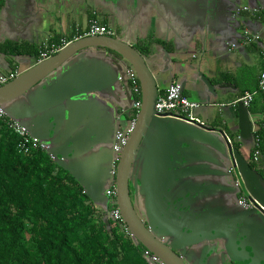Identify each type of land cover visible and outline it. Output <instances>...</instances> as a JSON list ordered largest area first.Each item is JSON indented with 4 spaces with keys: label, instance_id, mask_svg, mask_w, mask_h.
<instances>
[{
    "label": "water",
    "instance_id": "obj_1",
    "mask_svg": "<svg viewBox=\"0 0 264 264\" xmlns=\"http://www.w3.org/2000/svg\"><path fill=\"white\" fill-rule=\"evenodd\" d=\"M227 3L231 1L195 0V13L186 12L194 17L195 14L208 17L210 11ZM87 49L117 55L134 71L140 87L141 106L113 177L109 134L116 118L87 99L94 93L111 94L117 83H126L125 72L116 74L117 62L109 68L96 62L86 70L78 65L58 72L70 65L72 57ZM202 81L214 95L210 82L206 78ZM157 96L156 82L144 57L120 38L108 36L68 42L55 55L0 86V106L6 116L48 146L46 154L70 174L93 204L103 203L106 210L105 191L109 181L115 182V204L128 233L162 264H186V259L197 264H264V191L258 184L261 177L229 141L216 137L214 129L195 120L157 116L154 110ZM237 107L240 136L249 139L252 123L248 108L240 103ZM177 140L198 145L200 149L190 157H177L173 153ZM207 147L218 153L215 159L205 150ZM226 160L231 170L240 175L243 193L250 204L242 212L230 207L228 200L218 210L208 205L220 189L213 180L231 174L213 168L225 167ZM133 168L139 170L148 228L131 201ZM183 193H189L187 206L191 211L185 218L179 215L187 208L180 198ZM199 205L202 214L197 216L194 211ZM155 231L160 236L171 234L173 246L163 242ZM177 248L184 251L176 253Z\"/></svg>",
    "mask_w": 264,
    "mask_h": 264
},
{
    "label": "crops",
    "instance_id": "obj_2",
    "mask_svg": "<svg viewBox=\"0 0 264 264\" xmlns=\"http://www.w3.org/2000/svg\"><path fill=\"white\" fill-rule=\"evenodd\" d=\"M4 2L3 0L0 4V44L12 42L41 47L54 37H60V41L68 43L82 34L81 31L88 26L91 19L84 17L76 23L72 19H66L64 13L61 14L62 7L57 3L39 0L32 9L34 15L30 16L37 18L30 21L27 19L29 18L27 12L25 17H22V13L16 11L18 6L13 5L14 8L12 4ZM108 6L103 5L96 9L101 12H111L124 7L118 2L115 6L110 4ZM127 7L129 9L127 16L113 20L99 18L97 21L113 30L116 35L114 37L133 47L141 42H151V53L144 59L156 82L158 94L165 92L171 82L180 83L183 86V94L199 104L193 120L214 129L216 137L221 141H229L231 147L237 150L251 170L261 177L262 180L258 178V184L264 191L262 176L264 163L261 161L259 164H254L251 161L252 150L255 147L254 133L259 125L264 129V113L253 112L248 108L252 132L249 139H243L240 136L239 109L237 106H232L244 92L256 88L262 70L264 0L251 2L243 0L239 4L227 3V6L210 11L208 17L207 14L199 16L195 14V17L194 14L184 15L181 13L183 10L181 5L170 6L164 0H155L151 4L136 0L130 6L126 5ZM81 9L84 10L85 7ZM34 31H36L35 35L30 33ZM245 32L259 35V41L244 44ZM32 59L34 58L29 56L8 58L0 54V79L7 78L11 74L18 76L23 73L34 66L30 63ZM34 60L36 62V59ZM69 61L70 65L58 72L78 65H82L83 70H86L97 64L96 62L107 68L117 62L116 74L120 75L129 68L125 62L115 61L107 51L99 49L81 51ZM202 78L210 82L214 95L209 93ZM116 85L111 94H90L87 102L97 106L106 114L111 113L118 121L121 120L118 127L124 129L129 122L127 112L132 107V97L127 82H119ZM198 149H200L198 145L177 140L173 146V153L177 157L187 158ZM205 150H208V154L214 159L218 156L212 148L207 147ZM225 162L228 163L225 167L213 168L223 174H231L226 178L213 180V184L220 189L213 194L208 205L210 209L218 210L223 208V202L228 200L230 207L242 212L243 208L237 205V201L245 196L244 185L242 186L238 172L231 170L227 160ZM134 173L135 176L131 179V197L135 208L144 212V191L140 184L139 170L135 169ZM188 197L189 193L180 195L186 209H188ZM95 207L106 211L100 205ZM194 212L197 216L201 215L202 207L197 206Z\"/></svg>",
    "mask_w": 264,
    "mask_h": 264
},
{
    "label": "trees",
    "instance_id": "obj_3",
    "mask_svg": "<svg viewBox=\"0 0 264 264\" xmlns=\"http://www.w3.org/2000/svg\"><path fill=\"white\" fill-rule=\"evenodd\" d=\"M60 43V37L48 42ZM134 48L146 57L151 42ZM41 49L0 44V54L5 57L29 56L36 62ZM248 108L264 113V93L257 94ZM136 115L133 112L131 119ZM7 123V118H0V264H148L145 249L135 243L125 225L107 217L116 204L108 205L106 211L96 208L82 187L45 151L22 153L20 138ZM254 137L264 156L260 125Z\"/></svg>",
    "mask_w": 264,
    "mask_h": 264
},
{
    "label": "built area",
    "instance_id": "obj_4",
    "mask_svg": "<svg viewBox=\"0 0 264 264\" xmlns=\"http://www.w3.org/2000/svg\"><path fill=\"white\" fill-rule=\"evenodd\" d=\"M114 35L115 33L113 30L109 29L107 26H103L99 24V22L96 19H91L88 23V26L85 28L82 34L78 36V38L94 37V36L114 37ZM259 39L260 36L256 34L253 35L247 32L243 34L244 44L257 42L259 41ZM66 44H67L66 42L61 41V43L58 45L56 44L42 45V49L39 52L37 62L46 60L49 57L55 55ZM232 47H235V45H232ZM15 77L16 74H11L7 78L0 79V85L9 82ZM124 80L129 84L132 93L136 96H139V99L135 100L132 105L134 111L138 114L141 106L140 87L136 75L130 67L125 71ZM260 93H264V52L262 55V70L258 77L256 90H254L253 92H248V91L244 92L243 95L236 102L232 104V106H237V104L240 103L244 107L248 108L249 105L252 103L254 97ZM198 108H199V104L188 99L183 94L181 84L176 81L171 82V84L167 87L165 92L158 94L154 106V110L157 116L179 118L184 120H193L194 114ZM0 118H7L8 120L7 125L9 129L20 138L18 148L22 153L26 154L30 149H39L46 152L48 146L45 143L40 142L35 138H32L27 132V130L23 126H21L18 122L9 119L4 113L1 106H0ZM134 123L135 120H132L126 128L118 131L115 135V142L113 143V149L115 151L116 156L113 158V162H112V168H111L112 177H113V171H112L113 166H115V163L118 161L119 151L126 145L128 137L133 131ZM258 142L259 141L255 139V147L253 148V153L251 155V161L254 164H259L260 160L264 158V156L261 154L260 150L258 149ZM262 176L264 178V169ZM115 194L116 192H115L114 181L111 180L109 181V186L105 191V196L107 197L108 201L109 200L112 201V199H114L115 197ZM112 203L115 204L114 201ZM239 205L243 207H250L248 200L245 199H241ZM109 218L114 221L122 222L121 216L117 208L112 209ZM144 257L148 264H159L157 258L151 255L147 251H145Z\"/></svg>",
    "mask_w": 264,
    "mask_h": 264
},
{
    "label": "flooded vegetation",
    "instance_id": "obj_5",
    "mask_svg": "<svg viewBox=\"0 0 264 264\" xmlns=\"http://www.w3.org/2000/svg\"><path fill=\"white\" fill-rule=\"evenodd\" d=\"M3 1V0H2ZM2 1L0 0V4H2ZM5 2L4 3H6V4H12V6L14 5V6H18L17 7V9H16V11L18 12V13H23V12H29L28 13V15H30V16H33L34 15V12H32V9H33V7H35V5L37 4V2L39 1V0H4ZM45 1H48L49 3H57L58 4V6H60V7H62V12H61V14H63L64 13V15H65V18L66 19H72L73 20V18H81V19H83L84 17L85 18H90L91 17V19H99V18H109L110 20H113V19H118V18H122L123 16H127L128 14H129V12H127L129 9H128V7L126 8V5H128V6H130V5H132V2H134V1H136V0H45ZM138 1H143V2H145V3H149V4H151L153 1H155V0H138ZM164 1H166V3H168L170 6L172 5V6H177V4H179V5H181L182 7H183V10H182V14H184V15H190L188 12H190V13H195L194 11H196V5H194L193 3H195V0H164ZM225 2H229V1H231V2H234V3H237V4H239V3H241L243 0H224ZM250 2L251 1H255V0H249ZM121 3L124 7H122L120 10H112L111 12H107V11H98L96 8L97 7H99L100 6V8L104 5V6H107V7H109L108 5L110 4L111 6H115V4L116 3ZM13 6V7H14ZM85 7V9L84 10H82L81 8L82 7ZM75 7H76V9H75ZM188 7V8H187ZM15 8V7H14ZM186 10L188 11V12H186ZM63 15V16H64ZM29 16V17H30ZM90 19V20H91ZM89 20V21H90ZM85 30V29H84ZM84 30H82L81 32H83ZM80 34V33H79ZM114 36H116V35H114ZM109 53V55H111V56H113L114 58H115V60H118V61H120L119 60V57L117 56V55H115V54H113V53H111V52H108ZM127 88H128V90L131 92V97H132V105H133V102L135 101V98H134V94L132 93V91H131V88H130V86H129V84L127 83ZM133 112H135L134 111V109H133V106L131 107V108H129V110H128V112H127V114L129 115V122H128V125H129V123L132 121V120H135L136 119V117L134 118V119H131V116H132V114H133ZM137 116V115H136ZM122 122H123V120H122ZM119 124H121V120H117L116 119V123L114 124V126L112 127V129H113V131L111 132V134H109V138H110V140H111V150H112V152H113V158L116 156L115 155V151H114V149H113V143L115 142V135H116V133L118 132V131H120V130H122V129H120L118 126H119ZM127 125V126H128ZM131 135V134H130ZM130 135H129V137H130ZM129 137H128V140H129ZM128 140H127V142H128ZM127 144V143H126ZM125 147V146H124ZM123 147V148H124ZM123 148L119 151V154L118 155H120L121 154V152H122V150H123ZM119 159V158H118ZM118 162V161H117ZM117 162L115 163V166H113V175H115V173H116V164H117ZM134 168H133V170H132V174H131V178H133L135 175V173H134ZM231 178H233L232 176H231ZM114 186H115V182H114ZM130 190H131V183H130ZM115 192H116V190H115ZM116 195V194H115ZM130 195H131V192H130ZM241 199H245V200H247L246 199V197L245 196H243V197H241L238 201H237V205L239 206V207H241V208H243L244 210L245 209H247V208H249V207H243V206H241V205H239V202H240V200ZM115 202V197H114V199H112V201H108V204H107V206L108 205H111V206H113L114 204L112 203V202ZM131 201H132V203H133V200H132V197H131ZM133 206H134V209H135V211L137 212V214H138V216L140 217V219L143 221V223H144V225L148 228L149 227V218H148V216H147V214H146V212L144 211L143 212V210H141L142 212H140V210L139 209H136L135 208V205H134V203H133ZM187 210H189V209H186V210H184L183 211V213L181 212L179 215H180V217H182V218H185L186 217V215H189V213L190 212H188ZM111 211L112 210H110L109 212H108V215H110V213H111ZM174 217V216H173ZM175 218V217H174ZM155 234L157 235V236H160V234L157 232V231H155ZM170 236L171 237H173L171 234H167V235H162V236H160L161 237V240L163 241V242H169V244H171L172 246H173V243H171V241H170ZM178 242V241H177ZM179 245V244H178ZM174 246H176V245H174ZM189 250V249H188ZM146 251V250H145ZM184 250L183 249H176V253H182ZM152 255V254H151ZM155 257V256H154ZM183 260H184V258H182ZM158 260V259H157ZM159 261V260H158ZM185 263L186 264H197L196 263V261L195 260H188L187 261V259H186V261H185ZM159 264H162L160 261H159Z\"/></svg>",
    "mask_w": 264,
    "mask_h": 264
},
{
    "label": "rangeland",
    "instance_id": "obj_6",
    "mask_svg": "<svg viewBox=\"0 0 264 264\" xmlns=\"http://www.w3.org/2000/svg\"><path fill=\"white\" fill-rule=\"evenodd\" d=\"M26 12H27V11H26ZM26 12H23L21 16H22V17H25V14L29 13V12H27V13H26ZM29 16H30V15H29ZM35 18H37V17H29V18H27V19H29V20L31 21V20H34ZM73 20L76 21V23H79L80 20H82V19H81V18H73ZM118 21H119V20H118ZM26 22H27V21H26ZM28 26H29V25H28ZM30 33L35 35V34H36V31H34V33H33V32H30ZM45 38H46V37H45ZM124 62H125V61H124ZM30 63H31L32 65H35V64H36V62H35L34 59H32ZM103 206H104L103 203L100 204V207L103 208ZM108 216H110V215H107V217H108ZM108 218H109V217H108Z\"/></svg>",
    "mask_w": 264,
    "mask_h": 264
}]
</instances>
